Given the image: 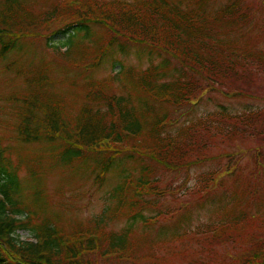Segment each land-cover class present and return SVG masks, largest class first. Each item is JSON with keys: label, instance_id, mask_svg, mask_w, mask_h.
Returning <instances> with one entry per match:
<instances>
[{"label": "trees", "instance_id": "obj_1", "mask_svg": "<svg viewBox=\"0 0 264 264\" xmlns=\"http://www.w3.org/2000/svg\"><path fill=\"white\" fill-rule=\"evenodd\" d=\"M215 1L73 0L69 1L72 7L64 11L53 7L42 16L27 18L19 0H4L0 7V58L13 51L20 40L37 37L43 30L48 42L61 32L84 31L92 25L103 27L109 33V42L101 50L99 59L118 44L121 49L127 44L145 46L151 54L163 57L160 65H150L138 73L133 68L120 70L129 80L131 93L126 95H108L96 83H91L87 93L89 100L72 124L64 118L63 101L51 91L54 84L43 79L40 72L34 87L29 88L30 95L21 99L15 94L11 96L12 103L21 107L14 131L18 143L51 146L56 153L53 155L55 163L64 168L78 161L84 166L75 173L81 178L93 173L96 185L103 184L111 170L125 160L153 163L163 169L162 173L183 170L179 175H184L185 181L194 167L204 163L198 157L200 150L218 148L217 166L195 177L192 187L195 194L188 202H193L194 206L208 201L209 195L219 196L232 190L234 196L229 200L240 207L242 201L237 185L221 189L219 195L215 189L221 188L226 179L237 178L235 166L246 157L254 172L264 180V109L230 113L220 105L217 111L200 119L201 123L173 135L166 131L176 120H170L166 111L155 107H182L211 90L236 100L264 101V50L237 42L254 20V3L227 0L224 6L215 8ZM263 6L264 3H260L258 8ZM60 17L64 18L61 25L55 22ZM171 61L177 64L172 73L167 65ZM198 130L206 133H196ZM10 153V147L3 146L0 137V264H150L138 254L137 246L130 239L138 225L142 229L138 235H151L148 230L159 220L173 218L180 211L175 219L179 225L191 221L192 213L187 214L180 207L166 213L156 211L154 216L145 214L153 208L149 198L155 202L171 192L159 189V181L154 186L152 182H157L152 178L155 167L142 164L137 174L125 168L116 170L120 175L118 173L119 182L110 193V199L116 201L111 215L107 210L99 221L94 220V228L84 231L78 225L74 231L65 233L54 224L53 218H40L39 213L30 214L18 207L21 192L18 171L24 159L17 156V163H13ZM248 190L255 192L253 188ZM42 191L41 185L39 192ZM212 200L209 197V201ZM216 201V207L209 206L215 209L213 211L219 210L221 205L219 197ZM255 206L264 208L262 203ZM123 207L127 218L125 228L104 234L100 221L109 216L116 218ZM244 210L234 212L229 219L224 216L225 224L219 222L218 226L241 230L237 223L252 215ZM21 230L30 232L31 241L17 238L16 233ZM213 230L212 223H199L172 235L175 238L192 236L194 243L201 241L213 250L215 246L224 245L221 237L207 235ZM237 236L229 241L231 246H237L235 251L224 255L221 264H264V233ZM187 264L197 263L187 261Z\"/></svg>", "mask_w": 264, "mask_h": 264}, {"label": "rangeland", "instance_id": "obj_2", "mask_svg": "<svg viewBox=\"0 0 264 264\" xmlns=\"http://www.w3.org/2000/svg\"><path fill=\"white\" fill-rule=\"evenodd\" d=\"M69 1L73 0H19L24 7L27 18L42 16L53 7H57L59 11H64L67 7H72L69 5ZM123 1L132 2L134 0ZM226 1L216 0L213 7L224 6ZM252 1L255 6L254 20L246 26L243 31V33L246 32L245 35L238 38L237 42L241 46H253L261 51L264 50V32L262 31L264 6L259 9L258 5L264 3V0ZM3 2L4 0H0V7H2ZM63 19L60 17L55 22L61 25ZM253 26L254 29H252ZM47 38L48 36H45L43 30L42 34L37 37L20 40L13 51L0 58V137L2 145L10 147L9 158L13 163H17V156L24 159V163L19 165L18 171L21 184L18 207L21 210H27L30 214L39 213L38 217L40 218H49L50 220L53 218L54 224H57L65 233L74 231L73 228L78 227V225L86 231L94 228L96 225L94 220L99 221L107 210L111 215L116 205V201L110 199L112 189L119 182L117 175L118 173L120 175V171L116 170L125 168L128 171L132 170L133 174H137L142 164H146L155 167L152 178H156L157 182L153 181L152 184L156 186L159 181V189H168L171 193L155 202L149 198L153 208L145 214L154 216L156 211L166 213L168 210L178 207L185 210L187 214L192 213L191 221H187L186 224L182 222L179 225L178 219L175 221L182 211L173 218L159 220L154 225L155 228L153 227L151 231L148 230V234L151 235H138V231H142L141 226L138 225L135 234L130 235V239L133 245L137 246L138 254L148 260L150 264H187V261H194L197 264H221L222 257L230 254L231 251H235L237 247L231 246L229 242L231 239L236 238L237 235H261L264 233V208L257 209L255 206L257 203L264 205V180L254 172L249 165L251 161L247 157L235 166L236 171H238L237 178L226 179L221 188L215 189V193L219 195L221 189H232L237 185V193L240 201H242L240 207H237L238 205L235 207L229 200V197L234 196L232 190L219 196L209 195L208 201L200 202L204 205L196 203L192 206L194 203L191 204L188 200L193 193L195 194L192 188L195 184V177L211 171L213 166H217L218 148L213 151L200 150L198 157L204 163L194 167L185 181H183L184 175H179L183 170L180 172L173 171L174 174L162 173L163 169L157 168L153 163L125 160L124 163L123 161L119 163V167L111 170L103 184L96 185L93 183L95 178L93 173L84 178L75 173L76 170L81 171V166H84L78 161L64 168L55 163L53 155L56 153L52 152L51 146L45 143L19 144L14 131L18 123L17 114L21 107H19L20 104L12 103L11 96L15 94L17 98L21 99L30 95L28 93L29 88L34 87L35 80L41 76L40 72L43 79L54 84L51 91L63 101L64 118L72 124L79 114L80 108L89 100L87 93L91 83H96L108 95H126L128 92L131 93V89L128 78L123 74V71H120L122 68H133L138 73L150 65H160L163 62V57L160 58L151 54L145 46L135 44H127L123 46V49L118 44L111 50H107L105 55L99 59L101 50L109 42L107 29L99 26L92 25L84 31L61 32L51 37L48 42ZM96 59H99V63L93 67ZM167 65L171 70L170 73L177 67L174 61L168 62ZM20 71L23 72V75ZM24 77L34 80L32 82L26 81ZM213 91L203 93L198 99H193L182 107L168 105L160 107L156 105V108H161L169 114L170 120H176V123L169 127L166 132L177 135L184 128L201 123L200 121L204 120L207 114L217 111L220 105L224 106L230 113L264 109V101L262 100H236L226 97L218 90ZM132 95L135 97V94ZM203 126L206 129V123ZM195 132L206 133L202 130ZM202 138L204 141V137ZM220 145L224 144L221 143ZM151 169L153 170V168ZM238 178L239 180L236 181ZM41 185L43 191L39 192ZM248 185L249 187H247ZM248 188H253L255 192L249 191ZM209 197H212V202L209 201ZM215 197H219L221 205L219 210L213 211L215 209L209 206L216 207ZM123 208L116 218L109 216V218L100 221L104 225V234L120 232L125 228L127 218L125 207ZM240 210L252 213L251 216L246 217V220L237 223L241 230L238 231L233 226L228 225H226L227 228L224 225L218 226L219 222L225 224L224 216L229 219L234 212ZM199 223H212L214 230L207 235L221 237L224 245L215 246L211 250L210 246L201 241L199 244L194 243L192 236L175 238V235H172L181 234L185 228H193ZM161 232H165V235ZM157 233L161 235H157ZM16 235L20 241L31 238L29 231L21 230ZM155 257L160 262H155ZM109 264L117 263L109 262ZM121 264H133V262H121Z\"/></svg>", "mask_w": 264, "mask_h": 264}]
</instances>
